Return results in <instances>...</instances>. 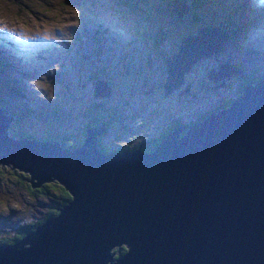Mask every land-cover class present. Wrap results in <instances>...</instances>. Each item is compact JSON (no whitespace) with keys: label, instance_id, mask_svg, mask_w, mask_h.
<instances>
[{"label":"water","instance_id":"1","mask_svg":"<svg viewBox=\"0 0 264 264\" xmlns=\"http://www.w3.org/2000/svg\"><path fill=\"white\" fill-rule=\"evenodd\" d=\"M205 29L213 28L186 36L167 58L164 95L183 86L197 60L220 51L199 52ZM240 73L224 64L207 77ZM110 92L95 81V96ZM12 119L0 107V165L27 174L34 189L57 182L71 198L16 243L0 244V264H264V78L244 85L228 107L175 126L150 152L103 153L101 123L74 149L19 139L9 135Z\"/></svg>","mask_w":264,"mask_h":264},{"label":"rangeland","instance_id":"2","mask_svg":"<svg viewBox=\"0 0 264 264\" xmlns=\"http://www.w3.org/2000/svg\"><path fill=\"white\" fill-rule=\"evenodd\" d=\"M174 2L0 0V49L27 72L7 70L0 75L18 78L24 88L21 97H7L17 119L10 122L9 132L40 136L51 131L56 137L70 136L85 122L81 116L85 108L101 103L104 111L93 114L110 121L99 142L111 152L139 139L155 117L162 115L165 121L167 111L190 124L202 114L228 107L223 103L235 100L244 82H256L260 75L264 78V0H204L198 10ZM180 8L185 11L178 14ZM87 10L96 26L108 28L105 35H96V27L89 25L92 20H85ZM203 27L229 31L221 50L197 60L175 94H157L156 83L165 82L167 76V58L172 60L183 39L197 35ZM228 63L240 66L248 78H239L222 90H204L206 75ZM230 71L223 69V75ZM94 74L110 84L108 96L94 95ZM185 87L190 93L179 96ZM9 166H0V238L19 235L57 205L53 188H49L51 196L33 192L25 180L7 170ZM111 250L115 252L116 246Z\"/></svg>","mask_w":264,"mask_h":264},{"label":"trees","instance_id":"3","mask_svg":"<svg viewBox=\"0 0 264 264\" xmlns=\"http://www.w3.org/2000/svg\"><path fill=\"white\" fill-rule=\"evenodd\" d=\"M185 1H187V0H175L174 5L177 6V4H184V5L189 6V8L190 7L192 8V6H193V9L198 10L205 3V2H203L204 0H190L189 4H187ZM119 5L124 6V4H122V3L119 4ZM125 6L129 7L128 4L125 5ZM130 8L131 9H136V7H134V6H130ZM91 11H92V8H91ZM163 12H165L167 14L168 13V9L163 11ZM87 14L88 15H86V13H85V15H86V16H84L85 20H87V19L92 20L91 24H89V23L88 24L90 26H92V28L96 27L95 28L96 35H99V36L105 35V30L104 29H108V28L104 27V29H101L102 27H99L98 25L96 26L95 23H94V15L92 14V12H88V10H87ZM228 19L230 21H232L233 18L232 17H228ZM226 23L228 24V26H230L229 22H226ZM222 29H223L224 32L229 34V31L227 29H224V28H222ZM99 31L101 32V34H99ZM239 31H244V28L239 29ZM2 52H3V49H0V75H4V72H6L7 70H15V71L20 72L22 74L27 73L26 71H23L22 69L19 68V64L17 62H15V60L13 59L12 56H6V54L2 53ZM229 65L230 66H235L234 64H229ZM238 68L241 69L240 66H238ZM261 76L262 75L258 76L259 80H257V81H260V80L263 79ZM93 77H94V81L103 80V81L106 82V84L108 86H110V84L107 82V80H105V78L100 77V76H96L95 77V74L93 75ZM252 82L255 83V81H252ZM244 83L242 84V87L247 84V83H245V84ZM242 89H241V92H242ZM23 90H24L23 84L20 82V80L18 78H13V77L8 78V77H5V76H0V107L2 109L6 110V112L9 111V113L13 116V118L15 117V110L12 109V107L8 104L7 97H21L20 94H23ZM240 93H237V95H239ZM103 98H105V97H103ZM99 100L102 101V98L101 99L99 98ZM233 101H234V99L233 100L231 99L230 103H232ZM41 106H43L44 108H47L46 105H42L41 104ZM226 106H229V105H226ZM27 109H28V111H31V110H33V107H28ZM96 110L104 111V109L101 107V103H100V105H98V103H94L93 105H90L89 107H86L85 110L81 113V116L82 117L84 116L85 122L82 120L83 121L82 125H80L78 128H76L75 131L73 132V134H71L70 136H64V137H61V138L58 137V136L56 137L54 135V133L51 132V131H44L39 136V135H36L34 133H24V132H19L17 130H11L12 132H9V135L13 136V137L15 136V138H19V139H29V140H38V141H45V140L46 141H53V140H56V141L60 142L61 146H63V147L74 149V148L79 147V146H81L83 144L84 139L86 137V130H87L88 126H91L92 124H95V123L103 124L105 126V130L100 135V137L107 130V126L110 124V121L105 120V116L102 115V114L98 115V116H95L93 114V112L96 111ZM154 119L157 120L156 117ZM15 121H17L16 117H15ZM194 122H196V121H193L192 123H194ZM192 123H190L189 125H191ZM151 127L152 126H150V128ZM99 141H100V139L98 138V147H99V149L103 153H108V151L104 149L103 145L100 144ZM159 141H160V139L158 137L157 142L154 143L153 146L155 147L156 144ZM140 148L143 151L148 149V148H145V147H142V146ZM0 166H2V165H0ZM7 170H10L9 172L14 174V175H16L19 179L25 180L28 183V185L30 186L29 182L27 181V178H28L27 174H24L21 171H16V169L11 170L10 166H9V168ZM49 188H53V190L57 194V196H55L57 198V205H56V207H54V210L49 212V213H47L41 220L35 221L33 224L27 225L24 228V230L19 235L15 236V237H1L0 238V244L1 245H12V244L16 243V241L20 240L26 233H28L29 231L33 230L38 224L42 223L46 218L54 216L55 214H57L58 213L57 209L59 207L65 205L70 200L71 197H70L69 193L64 189L63 186H61L57 182L44 183L39 188H36V189H33L30 186L31 191H33V192H39L40 194H43V195L45 194V195H48V196L50 195L51 196V194L49 192ZM122 249H123V251H126L124 248H122Z\"/></svg>","mask_w":264,"mask_h":264},{"label":"flooded vegetation","instance_id":"4","mask_svg":"<svg viewBox=\"0 0 264 264\" xmlns=\"http://www.w3.org/2000/svg\"><path fill=\"white\" fill-rule=\"evenodd\" d=\"M242 73H243V70H242L241 74L231 75L230 77L223 78V79L217 80V81H213V80L209 79L206 75L207 79H206V81L203 82L202 87L206 91L207 90H213V91L214 90H222L223 88L229 87L231 83H233L234 81H236L239 78L240 79H247L248 78L246 76H243ZM163 84H164V82H162L161 84L156 83V87H154V89H157V91H159L157 94H161L162 96L166 97L168 95H164ZM243 87H242V85L239 86L238 93L241 92V89ZM150 90H153V88H150ZM147 93H150V92H147ZM175 93H176V91L172 92L169 96H171ZM183 93L189 94L190 92H189V90H188V92L181 91V92H178V95L179 96H185V95H183ZM193 96L195 97L196 94H193ZM230 100H231V98L227 99L223 103L224 106L230 105L231 104ZM216 111H217V109H216ZM167 112L169 113V115L166 118H164L165 121H163V119L161 118L162 115L159 116V118L157 120H155V122L153 123V125L150 129L148 128L146 132L140 134L139 139H136L135 141H132L130 143L124 142L120 146L114 147L111 152H114L115 150L116 151H131V150H134L138 147L140 148L141 146L148 148V149L144 150L145 152H150L154 149L153 145H154V143L157 142L158 137H159V139H161V137L164 134L168 133L171 129H173L177 125H189V124L183 122L182 120L178 119L177 115L173 111H167ZM209 114H210V112H209ZM207 115H208V113L202 114L199 118H197L196 121L204 119ZM106 131L104 132V134L106 133ZM122 248H124L126 250L125 246H121L119 248L118 253H116L115 256H118V255L122 254L123 252H125V251H123ZM116 250H117V248H116Z\"/></svg>","mask_w":264,"mask_h":264},{"label":"bare ground","instance_id":"5","mask_svg":"<svg viewBox=\"0 0 264 264\" xmlns=\"http://www.w3.org/2000/svg\"><path fill=\"white\" fill-rule=\"evenodd\" d=\"M183 8L178 9L176 12L178 13ZM219 29H212L208 30L205 29L197 38L199 42L198 50L200 53L207 50V48H213L214 50H221L220 46L222 47V44L224 41L227 40V37L229 36L228 33L224 32L223 29L220 27H217ZM183 50V54H184Z\"/></svg>","mask_w":264,"mask_h":264}]
</instances>
